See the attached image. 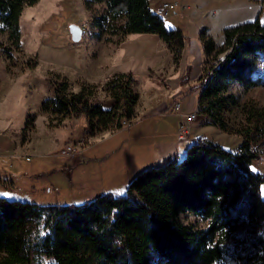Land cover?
<instances>
[{"label":"trees","instance_id":"trees-1","mask_svg":"<svg viewBox=\"0 0 264 264\" xmlns=\"http://www.w3.org/2000/svg\"><path fill=\"white\" fill-rule=\"evenodd\" d=\"M38 2L0 0V25L16 50L21 13ZM83 4L88 11L93 5L104 6L97 27L106 26L121 37L155 35L173 64H179L186 38L179 30L167 29L148 0ZM200 39L206 60L197 85L185 88L191 72L187 66L180 79L182 90L163 113L200 90L203 126L240 137L237 149L194 139L181 159L140 172L118 199L105 195L80 204L41 206L0 196V264H264V176L252 168L264 156V106L240 105L230 93L233 85L264 88V25L257 17L226 28L219 47L205 28ZM0 51L11 60L10 47L0 43ZM66 87L45 99L41 112L59 117L58 123L70 116L85 118L86 139L118 131L134 118L139 95L131 74H115L105 83L103 91L113 102L107 110L93 98L90 86L68 95ZM181 215L206 225H184Z\"/></svg>","mask_w":264,"mask_h":264},{"label":"rangeland","instance_id":"rangeland-1","mask_svg":"<svg viewBox=\"0 0 264 264\" xmlns=\"http://www.w3.org/2000/svg\"><path fill=\"white\" fill-rule=\"evenodd\" d=\"M187 1H189L187 4L178 3L182 8H177L174 13L164 19L167 29H180L185 35L191 37L196 27L203 26L202 29L210 30L208 34L215 42H220L223 39V29L230 27L226 25L235 21L242 24L257 18L258 3L260 5L258 17L261 24L264 25V0ZM253 7H255L254 12L249 11L248 8ZM200 11L203 12L201 17L196 16L191 19L194 14H198ZM103 15V5H93L88 11L84 7L83 0H39L32 7L25 6L21 13L19 19L20 48L18 50L12 47L8 41L7 32H3L0 25V43L12 49L11 60H8L0 51L1 197L41 206L68 205L73 201L72 204H80L86 201V184L79 183L77 171L87 166L81 165L77 169H67V174L60 172V170L66 169L60 166L70 167L72 165L71 160L74 156H68L63 152L67 146H75V141L83 129L81 120L70 116L60 119L61 121L58 123L59 117L41 112V104L45 99L53 98L56 91L62 90V86L66 84L65 95L78 93L84 85L90 86L92 89L89 92L93 94V98L102 105L104 110L111 107L112 99L103 91V86L112 76L98 82H87L82 77L83 74L89 78L86 69L91 70L95 47L108 48L110 44L112 48L117 47L118 49L125 43L126 37L112 35L106 26L100 28L95 25L96 20ZM204 21H209L210 24L207 25ZM70 25H78L85 31L79 43L71 41L68 29ZM216 45L219 47L222 44ZM205 60L206 56L199 45L192 44V48L183 49L178 65L181 69L186 65L191 66L189 81L185 88L191 89L197 85V79L204 67ZM178 65L172 67L175 68L174 75L160 73V78L152 69L144 70V77L141 79H150V89L143 82H135L134 89L139 94V103L137 102L134 108V118L129 123L133 125L138 121L134 124L138 127L131 131L119 132L116 137L123 139L129 136L133 137L134 133L143 126L147 127L146 136H149L147 139L153 141L155 138L154 136L150 137V133H153L152 125L157 119L152 116L160 115V118H163L180 113L171 108L168 113L162 114L180 90L177 75L179 67L176 68ZM230 93L238 98L240 105L254 102L260 107L264 106V88L262 87L244 90L238 85H233ZM235 114L237 120V110H234ZM200 117L201 115L197 113L194 121L186 123L187 136L194 139L211 140L228 151L237 149L241 144V138L236 135L226 134L215 127L197 125L201 119L206 120L204 116V118ZM28 119L30 120L27 126ZM40 123L42 124L40 125ZM42 125L60 129L56 134H62L63 139L56 143V147L49 148L45 143H41L44 141V139L40 141ZM64 127L67 129H61ZM122 128L127 129V125L123 123ZM34 130L36 132L31 136ZM30 136L31 143L29 144ZM83 140L86 138L84 137ZM177 142L187 145L181 146L185 150L190 145L189 139L185 136L182 140L178 139ZM57 155L61 157L57 158ZM26 157L29 160H26ZM173 158L176 157L171 159ZM123 159L127 160V156L123 155ZM123 159L119 158V161ZM61 163L62 165H60ZM95 168L99 173L98 169H104L105 164L95 165ZM252 168L264 176V156L255 161ZM45 172L44 182L48 184L47 189L51 188L50 192L47 189L42 192L38 188L28 187L27 178L31 176L35 179L33 176L37 175L36 173ZM10 181L16 187L14 190L9 191L1 186V184L5 185ZM262 197L264 198V185L262 186ZM179 220L184 225L197 228H204L206 225L204 221L190 215H181Z\"/></svg>","mask_w":264,"mask_h":264},{"label":"crops","instance_id":"crops-1","mask_svg":"<svg viewBox=\"0 0 264 264\" xmlns=\"http://www.w3.org/2000/svg\"><path fill=\"white\" fill-rule=\"evenodd\" d=\"M148 2L151 11L155 13L156 9L164 2H178L179 4H187V2L189 1L148 0ZM257 6L259 9V12L257 14L258 17L260 14L259 3L257 4ZM248 9L249 11L254 12L255 7ZM202 13L203 12L200 11V13L194 14L192 17H188L194 19L196 16L201 17ZM183 16L185 17V14ZM204 22L207 25L210 24L209 21ZM240 23L241 22L239 21H235L226 26L233 27L239 25ZM164 24L166 26L165 21ZM202 27H196L193 30V35L191 37L185 35L180 29H173L181 31L182 34L185 36L186 42L184 45V50L187 47L188 49L192 48V44L199 45L200 49L203 50V44L200 39V30L202 29ZM205 29L207 35L210 36L208 34L210 30H207V28ZM125 37L126 38L124 41V45H121L118 49L117 47L112 48V45L110 44L108 48H103V46H97L94 48L95 52L94 58L91 61V70L86 69V74L89 78H86L82 74V77H84L87 82L104 81L115 74H131L136 83L143 82L147 84L150 89V79H141L142 77H144V70L152 69L157 73V76L159 78L160 73H169L172 75L175 74V68H172L174 65L172 61V56L168 51L166 45L157 36L149 34H129ZM222 42L223 39L220 42L215 43L219 45L222 44ZM125 44H127L126 47ZM179 66L180 65L176 66V68H178ZM187 66L190 65H186L184 66V68L182 67L183 69H181V67L178 68L177 75L180 87L179 92L182 90L180 86V79L185 74V68ZM199 97L200 91L198 90L192 93V95H190L185 101L181 102V111L178 115H170L163 118H160V115H153L152 117H155L157 119V121L153 122L152 125L153 133H150V137L154 136L155 138L153 141L147 139L149 137L146 136L147 127L143 126H141L139 130L134 133L133 137L129 136L130 138L128 137L124 139L116 137L117 133L119 132L131 131L133 128L138 127L134 125L138 121L131 125V128H121L120 130L114 133L108 131L101 132L98 133L95 137L84 140L85 145L82 146L81 149H78L74 157L72 156V165L70 167L66 165L60 166L62 165L61 163L59 166L61 168L64 167L66 169L60 170V172H63V174H67V169H77L81 165L87 166L86 168H80L77 171V178L79 183L86 184V201H94L105 195H111L114 199L123 197L128 183L134 178V176L138 175L140 172L148 168L163 165L165 162H168L169 159H171L172 157L181 159L184 156L185 149L181 146L187 145H181L177 142L178 139H183V137L179 136V134L177 133L178 127L180 122L183 121L184 115H188L192 112H195L198 107ZM162 114L165 113L162 112ZM200 118L204 117L201 116ZM79 119L81 120V125H83V129L75 143H77L81 139H84L83 131L86 122L85 118ZM160 120L162 121L161 123ZM205 121L206 120L201 119L197 125H203ZM41 124L42 123H40V125ZM61 129L67 128L64 127ZM57 130L60 129L54 127L50 128L42 125V139L40 138V141H42L43 139L44 141H42L41 143H45L46 145H48L49 148L56 147V143L59 140L63 139L62 134H56ZM35 132L36 130L31 133V136L35 134ZM31 136L29 144L31 143ZM185 137L189 139L190 143L192 140H194L193 137H189L187 135ZM123 155L127 156V160L123 159ZM59 157L61 156L57 155V158ZM119 158L123 160L119 161ZM98 164H105L104 169H98L100 174L97 173V169L95 168V165ZM36 174L37 175L33 176L35 179H33L31 176L27 178V184H29L28 187H30L31 189L38 188V190L45 192V190L47 189L46 187L48 186V184L44 182V176L46 175V172ZM1 186L9 191L14 190L16 188L14 187V183H12L11 181L10 183L7 182L5 185L1 184ZM50 189L51 188L47 189L48 192L51 191Z\"/></svg>","mask_w":264,"mask_h":264},{"label":"built area","instance_id":"built-area-1","mask_svg":"<svg viewBox=\"0 0 264 264\" xmlns=\"http://www.w3.org/2000/svg\"><path fill=\"white\" fill-rule=\"evenodd\" d=\"M179 7L182 8V6L178 5V2H164L156 9L155 14L163 19H166L167 17H169L170 14L174 13V11ZM82 32L84 35L85 31L82 30ZM172 108H174V111L176 112L181 111L180 103L174 105ZM198 109L199 107H197V110H195V112H192L188 115H184L183 121L180 122L179 127H178L179 136L183 137L187 135L185 131L186 123H189L195 120L196 115L198 113ZM124 124L127 125V128L131 126L129 123H126V122H124ZM84 143H85L84 140L81 139L75 144V146H67L65 148L64 153L68 156H74L77 153L78 149L82 148ZM26 160H29V159L26 158Z\"/></svg>","mask_w":264,"mask_h":264},{"label":"water","instance_id":"water-1","mask_svg":"<svg viewBox=\"0 0 264 264\" xmlns=\"http://www.w3.org/2000/svg\"><path fill=\"white\" fill-rule=\"evenodd\" d=\"M69 34H70V37H71V41L73 43H79L82 39V28L79 27L78 25H70L69 26ZM227 54V52L223 53L220 58H224L225 55Z\"/></svg>","mask_w":264,"mask_h":264}]
</instances>
